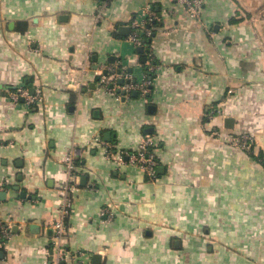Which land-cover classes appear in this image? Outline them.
Here are the masks:
<instances>
[{"label":"crops","instance_id":"0c3cea01","mask_svg":"<svg viewBox=\"0 0 264 264\" xmlns=\"http://www.w3.org/2000/svg\"><path fill=\"white\" fill-rule=\"evenodd\" d=\"M202 2L194 19L174 0H0V264H48L71 148L66 264H264V0ZM146 6L157 20L137 52L130 23ZM108 65L149 91L117 100L94 75ZM20 86L42 100L12 102ZM241 134L248 151L229 143ZM144 137L153 180L105 155Z\"/></svg>","mask_w":264,"mask_h":264},{"label":"built area","instance_id":"2783aa9c","mask_svg":"<svg viewBox=\"0 0 264 264\" xmlns=\"http://www.w3.org/2000/svg\"><path fill=\"white\" fill-rule=\"evenodd\" d=\"M181 4L186 10L189 17L197 19L200 16L202 0H174ZM100 16V13H99ZM157 20L155 14L149 6H146L142 16L131 20V33L128 37L130 43L135 47H143L146 45V40L152 36V29L150 26ZM150 71L156 69L155 65L150 61L148 63ZM97 78L98 86L112 94L117 100L122 96H129L132 92L141 91L143 93L149 91L150 81L144 80L142 83H135L132 73L127 71V67L122 65L102 66L100 69L94 71ZM122 81L120 84L119 81ZM9 99L17 103L22 100L25 106H32L42 100L41 88L35 87L33 91L25 86L15 88L9 93ZM214 116L213 111L206 114V118L211 119ZM229 143L231 145L243 149L250 150L253 143V138L246 134L238 136H230ZM76 151L74 148L68 150L63 159L65 167V182L62 186V206L60 216L54 218L50 223L49 228L52 232V252L51 258L58 263L66 264L67 253L62 246V238L64 237L66 225L64 218L69 213L71 206V196L77 190L78 181L81 172H79L75 164ZM105 155L108 160L114 163L116 167L136 166L138 167L149 180H153L157 176L158 160L156 156L155 140L150 137H144L135 150H114L109 144H105ZM101 216L103 222H109L114 217L113 206L106 202L101 208ZM11 235V228L0 221V249H5Z\"/></svg>","mask_w":264,"mask_h":264},{"label":"water","instance_id":"95a60500","mask_svg":"<svg viewBox=\"0 0 264 264\" xmlns=\"http://www.w3.org/2000/svg\"><path fill=\"white\" fill-rule=\"evenodd\" d=\"M127 30L128 28H124V27H121L120 28V30ZM137 52H143V47H139V48H137ZM142 61L144 62V59H142ZM119 83L121 84L122 83V81L120 80L119 81ZM83 181V178L81 179V182ZM49 233H50V231H49ZM3 255V253L0 251V256H2ZM94 258H99V256H95ZM51 257H50V260H49V262H48V264H51Z\"/></svg>","mask_w":264,"mask_h":264},{"label":"trees","instance_id":"16d2710c","mask_svg":"<svg viewBox=\"0 0 264 264\" xmlns=\"http://www.w3.org/2000/svg\"><path fill=\"white\" fill-rule=\"evenodd\" d=\"M97 1H101V2H103V1H106V0H97ZM146 41H148V40H146Z\"/></svg>","mask_w":264,"mask_h":264},{"label":"bare ground","instance_id":"6f19581e","mask_svg":"<svg viewBox=\"0 0 264 264\" xmlns=\"http://www.w3.org/2000/svg\"><path fill=\"white\" fill-rule=\"evenodd\" d=\"M203 4V3H202ZM202 8V7H201ZM200 14H201V12H200ZM97 143V142H96ZM101 143V142H100ZM98 146V145H97ZM100 146V145H99ZM103 146V145H102ZM96 148V147H95Z\"/></svg>","mask_w":264,"mask_h":264}]
</instances>
